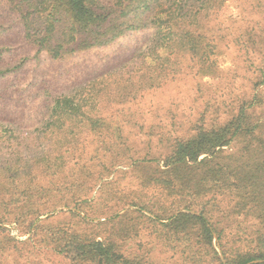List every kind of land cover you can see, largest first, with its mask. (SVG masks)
<instances>
[{
  "label": "rangeland",
  "instance_id": "1",
  "mask_svg": "<svg viewBox=\"0 0 264 264\" xmlns=\"http://www.w3.org/2000/svg\"><path fill=\"white\" fill-rule=\"evenodd\" d=\"M203 22L210 44L209 58L203 61L165 53L159 46L154 49L159 43L156 27L130 30L108 45L53 57L37 51L26 39L19 12L9 0H0V160L7 166L13 157L9 153L16 148L25 155L40 152L39 129L50 117L55 99L64 95L96 104L112 126H122L129 145L125 154L136 157L148 152L158 155L161 137L184 138L200 127L220 126L250 103L253 119L264 122V0H221ZM159 67L167 70L160 72ZM4 126L15 129L17 136L9 138V131L2 134ZM99 138L87 136L90 155ZM43 142L53 149V141L46 137ZM2 145L10 147L2 149ZM96 163L69 164L79 173L83 165L94 170L73 187L89 191L78 199L74 192L67 193L69 206L41 216L30 229L31 215L28 222L19 221L15 207H2L11 197L2 192L0 179V220H4L0 221V264H81L61 250L55 239L64 234L61 231L95 237L119 231L121 223L127 227L125 238L119 237L124 248L144 252L154 264L186 263L183 253L161 242L154 231L157 223L149 219L180 208L181 197L162 172L165 167L138 162L101 170ZM230 196L217 194L209 204L215 227L223 233L220 240L215 234L213 242L219 258L197 251L206 264H228L224 250L238 255L261 246L255 238L263 230L264 216L239 211L237 199ZM140 207L144 209L139 211ZM110 219L113 225L107 224Z\"/></svg>",
  "mask_w": 264,
  "mask_h": 264
},
{
  "label": "trees",
  "instance_id": "2",
  "mask_svg": "<svg viewBox=\"0 0 264 264\" xmlns=\"http://www.w3.org/2000/svg\"><path fill=\"white\" fill-rule=\"evenodd\" d=\"M220 2L9 0L12 8L20 14L26 39L37 46L38 52L45 50L53 57L108 45L130 30L156 27L159 43L153 46L154 49L159 46L166 49L165 53L190 55L202 61L209 58L210 48L203 21L210 9ZM209 67L203 64V68ZM158 70L161 72L167 67H159ZM253 106V103L243 105L226 123L200 127L192 136L161 137L158 155L148 152L136 157L125 154L129 145L123 127L112 126L108 116L100 113L96 104L77 95L57 97L50 117L39 129L43 134L40 152L25 155L16 148L9 153L13 157L7 166L0 160V179L4 180L1 189L11 197L10 203L6 206L0 204V207H15L19 213L15 214V219L19 221L28 222L27 217L31 215L30 229L41 216L61 206H69L67 193L74 192L78 199L89 191L88 188L73 187L80 186L79 181L91 175L93 169L83 165L79 173L69 164L97 160L101 170L123 163L162 164L165 167L162 172L169 175V185L181 197L177 204L180 208L170 214L171 210L157 213V219L149 218L157 223L154 231L169 249L183 253L186 262L183 264H206L204 258L196 256L197 251L204 252V255L215 254L219 258L213 242L215 234L220 240L223 233L215 227L209 207L217 194H230L236 198L235 207L239 211H257L264 216V122L253 119L252 112L248 110ZM9 127L4 126L1 133L9 131L12 139L17 136L16 130ZM90 133L100 137L93 142L96 145L94 155L87 151L90 142L86 138ZM46 137L53 141L52 150L45 147L43 141ZM9 147L2 145V149ZM147 147L151 149L152 145ZM168 148L167 153L164 150ZM142 206L152 210L148 203ZM143 209L140 207L139 211ZM180 209L184 211L177 213ZM262 222L263 230H259L255 238L257 246L261 245L259 249L238 255L224 250L228 264H264V219ZM113 223L110 219L107 224ZM160 226L162 230L156 229ZM120 227L119 231L111 230L109 234L101 233L95 237L61 231L64 234L55 239L68 258L81 261V264H154L144 252L124 248L119 237L125 238L122 233L127 227L122 223ZM126 234L130 235L131 230Z\"/></svg>",
  "mask_w": 264,
  "mask_h": 264
}]
</instances>
